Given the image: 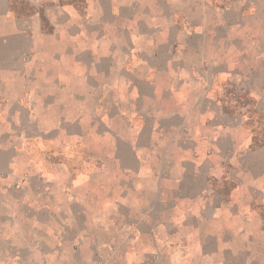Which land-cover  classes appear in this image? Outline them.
<instances>
[{
    "label": "rangeland",
    "instance_id": "374dc122",
    "mask_svg": "<svg viewBox=\"0 0 264 264\" xmlns=\"http://www.w3.org/2000/svg\"><path fill=\"white\" fill-rule=\"evenodd\" d=\"M121 1L18 137L34 184L0 181V264H263L264 2L201 0L198 30L173 0Z\"/></svg>",
    "mask_w": 264,
    "mask_h": 264
},
{
    "label": "crops",
    "instance_id": "0c3cea01",
    "mask_svg": "<svg viewBox=\"0 0 264 264\" xmlns=\"http://www.w3.org/2000/svg\"><path fill=\"white\" fill-rule=\"evenodd\" d=\"M10 1L0 0V156L11 158L7 160L6 169L3 166L0 170V181H3L6 187H14L20 178L30 179L33 181L31 184H34V171L28 168L30 156L23 153V150L22 153L17 151L18 145L22 146V149L25 148V144L18 141V137L25 136L28 141L40 136V123H48L56 114L55 100L61 97L58 92L66 91L64 81L68 74L72 75V61L83 60V53L85 59H88V52L92 49L90 44L94 43L95 36L98 39L99 29L105 26L106 12L114 16L112 13L118 11L122 5L121 0H15L16 7L11 8ZM173 1L179 4H172V19L179 13L191 12L193 29L206 28L200 17L201 0ZM213 1L215 0H204L210 4L208 14L212 11L218 19L221 12L232 18V13L240 12V18H243L245 9L238 10L237 4L242 1L245 5L244 0H231L233 6L225 10H213ZM130 2L135 11L137 3L143 4L144 0ZM263 2L264 0H257L259 10ZM24 4L30 9L25 11ZM148 4H151L150 0ZM158 4L154 12L163 13L167 12L166 5L170 2L158 0ZM92 13H96V16ZM90 14L94 17L91 23ZM245 22L247 23V19ZM227 23V20L222 21L218 26L215 25V28L219 31L221 28L235 27L233 24L227 27ZM87 95L84 94V98H87ZM35 128L38 132L36 135ZM13 141L16 143L10 152L9 146ZM18 165L25 166L21 174L18 172ZM56 172L58 173L57 170ZM62 174V186L59 185L58 188L62 187L66 191L67 187L73 186V180L70 174L69 179L65 173ZM263 218L260 220L262 252ZM209 232L214 236L211 230ZM52 235L57 236V233L53 232ZM214 244L216 245L215 241Z\"/></svg>",
    "mask_w": 264,
    "mask_h": 264
},
{
    "label": "trees",
    "instance_id": "16d2710c",
    "mask_svg": "<svg viewBox=\"0 0 264 264\" xmlns=\"http://www.w3.org/2000/svg\"><path fill=\"white\" fill-rule=\"evenodd\" d=\"M14 2H15V0H11V1H10L11 8L14 7ZM259 121L262 123V121H263V117H262V115H259ZM263 145H264V141H263L261 144L257 145L256 148L262 147Z\"/></svg>",
    "mask_w": 264,
    "mask_h": 264
}]
</instances>
